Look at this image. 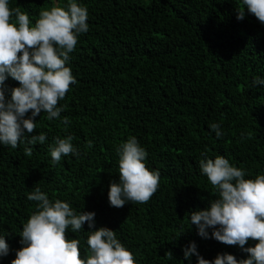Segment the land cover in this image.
I'll use <instances>...</instances> for the list:
<instances>
[{
  "label": "trees",
  "instance_id": "trees-1",
  "mask_svg": "<svg viewBox=\"0 0 264 264\" xmlns=\"http://www.w3.org/2000/svg\"><path fill=\"white\" fill-rule=\"evenodd\" d=\"M67 2L9 0V7L19 6L34 26L41 11ZM76 2L87 8L89 30L69 54L76 83L59 102L64 111L52 120L46 113L35 118L30 135L44 133L43 144L29 145L27 135L15 149L0 144V237L9 246L0 264H11L23 247V226L38 204L27 196L36 188L77 213H95L93 229L85 223L67 232L80 241L82 257L89 254L88 232L106 227L136 264H197L195 255H183L191 243L209 262L223 254L247 259L239 246L200 237L189 213L219 198L201 160L220 155L244 169L246 179L264 175V85L252 83L264 79V25L246 9L237 20L242 0ZM3 87L7 100L19 84L8 77ZM213 123L223 132L219 139ZM68 135L78 155L53 163L55 139ZM129 137L147 152L148 169L159 171V188L147 203L114 208L108 188L119 182L117 149Z\"/></svg>",
  "mask_w": 264,
  "mask_h": 264
},
{
  "label": "clouds",
  "instance_id": "clouds-1",
  "mask_svg": "<svg viewBox=\"0 0 264 264\" xmlns=\"http://www.w3.org/2000/svg\"><path fill=\"white\" fill-rule=\"evenodd\" d=\"M242 4L237 20L244 19L246 9L264 25V0H242ZM87 20V8L76 0H68L66 8L41 11L33 26L29 15L19 6L13 9L9 0H0V144L15 149L26 135L29 145L45 142L44 133L30 135L36 131L35 118L46 113L47 119L52 120L64 111L59 102L76 83L66 64L79 34L89 30ZM8 77L17 81L19 87L12 88L10 99L6 100L3 86ZM252 83L264 85V79L257 77ZM29 112L31 115L25 118ZM62 123L68 125V118ZM210 128L217 139L223 136L219 124L213 123ZM73 139L72 135L55 139L50 150L53 163H58L62 156L78 155ZM88 146H92L90 141ZM24 151L31 155L33 148L26 147ZM117 151L119 182L109 184V205L122 208L128 202L147 203L159 188V171L148 169L147 152L135 137H129ZM199 167L219 198L204 210L189 213L190 224L196 226L200 237L239 246L248 258L237 261L235 256L223 254L209 262L199 255L195 243L183 250L184 258L195 255L197 264H264V175L246 179L244 169L231 165L220 155L201 160ZM27 199L38 202L37 209L23 226V247L11 264H136L134 255L117 239L116 232L106 227L88 232L89 254L82 257L80 241L68 239L67 232L69 227L72 232H79L85 223L93 229L94 212L77 213L67 202L50 201L39 188ZM250 240L255 245L245 248ZM8 252L5 237H0V257ZM164 257L171 260V251L165 252Z\"/></svg>",
  "mask_w": 264,
  "mask_h": 264
}]
</instances>
